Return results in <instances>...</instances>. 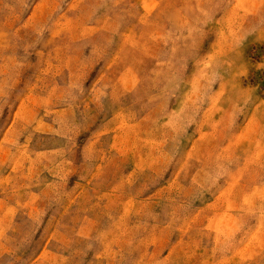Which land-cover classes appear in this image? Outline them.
Wrapping results in <instances>:
<instances>
[{"label": "rangeland", "instance_id": "1", "mask_svg": "<svg viewBox=\"0 0 264 264\" xmlns=\"http://www.w3.org/2000/svg\"><path fill=\"white\" fill-rule=\"evenodd\" d=\"M0 264H264V0H0Z\"/></svg>", "mask_w": 264, "mask_h": 264}]
</instances>
